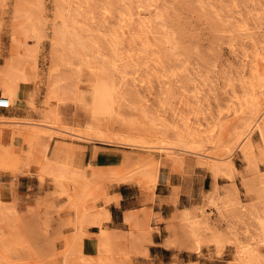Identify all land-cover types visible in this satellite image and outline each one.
I'll use <instances>...</instances> for the list:
<instances>
[{"label": "bare ground", "instance_id": "6f19581e", "mask_svg": "<svg viewBox=\"0 0 264 264\" xmlns=\"http://www.w3.org/2000/svg\"><path fill=\"white\" fill-rule=\"evenodd\" d=\"M0 96V264H264V0H0Z\"/></svg>", "mask_w": 264, "mask_h": 264}, {"label": "rangeland", "instance_id": "374dc122", "mask_svg": "<svg viewBox=\"0 0 264 264\" xmlns=\"http://www.w3.org/2000/svg\"><path fill=\"white\" fill-rule=\"evenodd\" d=\"M252 50H253V48L250 49V51H252ZM228 53L229 52L227 51L226 58H225V60H227V61L224 60L225 63H227V64L228 63L235 64L236 63L235 62L236 59L234 58L235 56L234 55L232 56L231 53H229V54ZM227 104H229V103H228V97L226 95V96L223 97L222 102H221L220 105L225 107V106H227ZM210 107H211V110L210 111H212L213 113H216L217 110H218V108H219L218 104L215 103V102L212 103ZM0 111H4V109L3 108H0ZM205 129H207V123L205 121H203L202 126H201V130L205 131ZM234 161L237 164V166H239V167L241 166V164H242V158H241L240 152H237V154H236V156L234 158ZM198 172L199 171H196L195 173L198 174ZM204 180H205L204 186L206 188H210L211 187L210 186L211 179H210V177H209L208 174L204 176ZM19 184H20L19 187L22 190H27V188L30 185L29 184V179L28 178H21V180L19 181ZM137 189H138V193H139L138 194V198H139L138 202L137 203H131L130 205H128L127 207H125L124 210H126L128 207H130V208H137V207L144 206V205L147 206V204H148L147 200L140 201L141 200V196L144 194V192H142L138 187H137ZM160 190H161V188H160ZM164 201L168 203V199L166 198V195L164 193H161L159 195V197L156 196V198L154 200V204L156 206H160V205L162 206V203ZM120 202H121V199H119V201H116L115 203L119 205ZM124 210H123V213L121 215L122 217L120 216V212L114 211V214H113V211H112L113 220H114V222H116L117 225H120L122 223V219H123V215H124ZM166 213H167V211L165 212V214ZM55 216H56V212L55 211H51V213L45 214V215H37V216H34L35 218L32 217V216H26V217L21 218L20 221H19V223H17V224H15L14 221L9 220L8 218L6 219L7 222H3L4 221V219H3L2 225H4V227H3V229H4L3 231H5L4 236L9 238V237H11L12 233H15V238H17V241L19 242L18 244L20 246H25L27 244V242H28V234H29L28 233V230H27V227L30 226V224H32V222H33L32 220L35 219L36 221H35L34 224L37 225L36 226L37 228L35 226H34V228L35 229H39V231L41 233H43V234L49 232V235H51V238L48 239V240L51 241L54 238L52 232L55 230V228H57ZM213 219H216V217L213 216ZM22 228H24V229H22ZM222 229H224V228H222ZM154 238H156V241H157V238H159V240L162 239V238H160V233L159 232H157V235ZM46 243H47V241L46 242L45 241H41L40 245H45ZM200 257H201V259L204 262H210V257L207 254H201ZM162 259H164V258L162 257ZM168 260H169V256L166 257L165 263L168 264L171 261V259H170V261H168ZM184 261L185 260H181L180 261L181 264L182 263L183 264H188L190 260L189 261L186 260L185 262Z\"/></svg>", "mask_w": 264, "mask_h": 264}, {"label": "crops", "instance_id": "0c3cea01", "mask_svg": "<svg viewBox=\"0 0 264 264\" xmlns=\"http://www.w3.org/2000/svg\"><path fill=\"white\" fill-rule=\"evenodd\" d=\"M173 180L175 181V179H173ZM204 183H205V180H204ZM168 187L169 186L167 185L166 182H161L160 185H159V187H158V190H157V196L159 197V195L161 193H164V194L165 193H168L169 192V188ZM160 188H161V190H160ZM114 192L120 195V198L119 199H121V202H120L119 205H117L116 203L113 204V206H112L113 214H114V211H118V212H120V216H121L125 207H127L131 203H137L138 200H139V198H138V194H139L138 193V189H137L136 185H134V184L123 183ZM182 195H184V193ZM168 206H170V205L167 202L164 201L162 203V208H161L162 213H165L166 212V208ZM157 241H158V244H155V245H153L151 247L152 252L154 254L161 255L164 258V260L166 259L167 256H169V260L168 261H170L171 254H172V250L169 249V248H167V247H165V246H163V244L161 243V241L159 240V238H157Z\"/></svg>", "mask_w": 264, "mask_h": 264}, {"label": "built area", "instance_id": "2783aa9c", "mask_svg": "<svg viewBox=\"0 0 264 264\" xmlns=\"http://www.w3.org/2000/svg\"><path fill=\"white\" fill-rule=\"evenodd\" d=\"M9 105H10V100L3 96H0V107H9Z\"/></svg>", "mask_w": 264, "mask_h": 264}]
</instances>
